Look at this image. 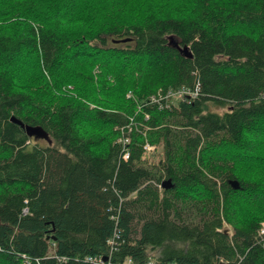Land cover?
I'll return each instance as SVG.
<instances>
[{"label": "trees", "instance_id": "obj_1", "mask_svg": "<svg viewBox=\"0 0 264 264\" xmlns=\"http://www.w3.org/2000/svg\"><path fill=\"white\" fill-rule=\"evenodd\" d=\"M263 130L264 0H0V264H264Z\"/></svg>", "mask_w": 264, "mask_h": 264}, {"label": "built area", "instance_id": "obj_2", "mask_svg": "<svg viewBox=\"0 0 264 264\" xmlns=\"http://www.w3.org/2000/svg\"><path fill=\"white\" fill-rule=\"evenodd\" d=\"M194 95H195V91L190 90V89H186V88H179V89H175V90L168 89L167 91H165L162 94L159 93L157 96H151L150 100L151 101H158L159 102L158 105H165L166 106V102L170 98L190 99V98L194 97ZM159 99H162L164 101H159ZM145 117H146V115H145ZM122 141L127 142V137H125V138L123 137ZM141 147H142V155L149 153L153 149V146L147 142H143ZM127 155H128V152L125 151L122 155V158L125 159L127 157ZM260 232L263 233L264 229L261 228Z\"/></svg>", "mask_w": 264, "mask_h": 264}, {"label": "water", "instance_id": "obj_3", "mask_svg": "<svg viewBox=\"0 0 264 264\" xmlns=\"http://www.w3.org/2000/svg\"><path fill=\"white\" fill-rule=\"evenodd\" d=\"M9 120L13 123H16L20 127H22L28 136L34 135L36 137H41V138L49 141L47 136H46V133L40 127L25 125L20 120L14 118L12 116L9 118ZM231 185L233 188L236 187V184L233 181L231 182ZM160 186L162 188H169V187H171V184H169V180H163V181H161Z\"/></svg>", "mask_w": 264, "mask_h": 264}, {"label": "rangeland", "instance_id": "obj_4", "mask_svg": "<svg viewBox=\"0 0 264 264\" xmlns=\"http://www.w3.org/2000/svg\"><path fill=\"white\" fill-rule=\"evenodd\" d=\"M152 146H153V149L149 153H146L143 155L147 163H155L157 159L161 158L162 156L161 147L158 146L157 144H152ZM228 231H229V228H228Z\"/></svg>", "mask_w": 264, "mask_h": 264}]
</instances>
